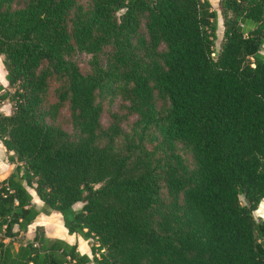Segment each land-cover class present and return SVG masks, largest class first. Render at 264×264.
Instances as JSON below:
<instances>
[{
	"label": "trees",
	"instance_id": "16d2710c",
	"mask_svg": "<svg viewBox=\"0 0 264 264\" xmlns=\"http://www.w3.org/2000/svg\"><path fill=\"white\" fill-rule=\"evenodd\" d=\"M220 6L216 53L209 0H0V141L20 163L0 174V264H264V0ZM116 94L128 131L100 121ZM52 211L91 257L26 235Z\"/></svg>",
	"mask_w": 264,
	"mask_h": 264
},
{
	"label": "rangeland",
	"instance_id": "374dc122",
	"mask_svg": "<svg viewBox=\"0 0 264 264\" xmlns=\"http://www.w3.org/2000/svg\"><path fill=\"white\" fill-rule=\"evenodd\" d=\"M211 3L212 9H214L217 12V28H216V37L214 40V48L216 53L219 51L221 43L224 38V25H223V13H222V8L220 6V1L221 0H209ZM256 25L253 23H248L245 26V30H249L254 28ZM264 47V46H263ZM264 49V48H263ZM107 52L108 50H105L103 54L100 56V62L106 63L107 59ZM1 59L3 58L0 56ZM73 60L81 67L82 71L84 73H87L90 71V61H91V55L86 54V53H80L77 52L73 55ZM6 71L4 66L2 65V62L0 63V85L4 87L5 90H9L7 87V81L5 79ZM56 86L55 83H52L51 89L48 92L47 95V102L48 103H53L56 101V96L54 95V87ZM101 103H102V112L100 116V121L101 124L104 127H107L108 124L110 123V115L112 113H117L120 116H124L122 119V122L120 123L121 126L123 127L124 130L128 131L130 129V126L132 123L136 120V115L131 114L128 112L127 108V103L123 101L121 98L120 94L116 95H108L103 98H101ZM1 112L5 114H9L12 112V103L10 100H5L1 104ZM55 123L62 127L66 131H71V123H70V116L67 107H62L58 110V113L55 118ZM12 152H8L5 150L2 142L0 141V173L4 174L5 172L14 169L18 164V162L12 163L8 160L9 155H11ZM27 189L31 192L33 195V202L35 206L38 209H41L42 207V202L38 199L36 196L34 190L30 187H27ZM243 201V199L241 198ZM81 203H76L73 208L78 209L81 207ZM253 216L256 222H260L261 220L264 219V199L262 200L261 204L258 206L257 210L253 212ZM37 226H42L43 231L45 236L48 238H60L63 237L62 239H70L71 234H68L66 228L63 226L62 222V217L59 212L52 211V212H42L36 219L35 221L29 226L28 231H27V236L32 237L33 232ZM77 237V236H76ZM79 240V238H76V243ZM66 240V241H68ZM6 242L10 241V239H6ZM81 241V240H80ZM81 243H85L81 241ZM13 247L15 250L18 248V243L15 241H12ZM78 244V243H77ZM83 246H86L85 244H82L81 248L78 249L79 251L83 250ZM91 255V254H90ZM91 264H95L92 262Z\"/></svg>",
	"mask_w": 264,
	"mask_h": 264
},
{
	"label": "crops",
	"instance_id": "0c3cea01",
	"mask_svg": "<svg viewBox=\"0 0 264 264\" xmlns=\"http://www.w3.org/2000/svg\"><path fill=\"white\" fill-rule=\"evenodd\" d=\"M2 62V59H1V57H0V63ZM3 65V64H2ZM8 172V171H7ZM6 173V172H5ZM1 174V173H0ZM3 174V173H2ZM70 236V239L68 240V239H65V240H68L67 242H69V243H75L76 242V238H79V240L77 241V243H78V245H79V248H81V246H82V244H85L86 246H83L82 248H83V250H81L80 252L81 253H85V254H87V255H89L90 257H91V255H90V248H89V245H88V243H87V241L86 240H84V239H82L80 236H77V235H75V234H72V235H69ZM77 236V237H76ZM61 239L63 238V237H60ZM83 241V242H85V243H81V241ZM91 264V263H90Z\"/></svg>",
	"mask_w": 264,
	"mask_h": 264
}]
</instances>
